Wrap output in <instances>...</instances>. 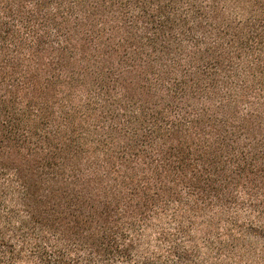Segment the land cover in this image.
I'll list each match as a JSON object with an SVG mask.
<instances>
[{"label": "trees", "instance_id": "16d2710c", "mask_svg": "<svg viewBox=\"0 0 264 264\" xmlns=\"http://www.w3.org/2000/svg\"><path fill=\"white\" fill-rule=\"evenodd\" d=\"M0 264H264V0H0Z\"/></svg>", "mask_w": 264, "mask_h": 264}]
</instances>
